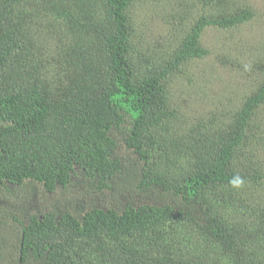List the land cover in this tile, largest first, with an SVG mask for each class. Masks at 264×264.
Instances as JSON below:
<instances>
[{
  "label": "trees",
  "instance_id": "16d2710c",
  "mask_svg": "<svg viewBox=\"0 0 264 264\" xmlns=\"http://www.w3.org/2000/svg\"><path fill=\"white\" fill-rule=\"evenodd\" d=\"M143 1L0 0V264H264V52L219 119L190 123L167 89L206 27L254 13L190 0L207 13L152 61Z\"/></svg>",
  "mask_w": 264,
  "mask_h": 264
},
{
  "label": "rangeland",
  "instance_id": "374dc122",
  "mask_svg": "<svg viewBox=\"0 0 264 264\" xmlns=\"http://www.w3.org/2000/svg\"><path fill=\"white\" fill-rule=\"evenodd\" d=\"M240 1L252 10L253 18L232 30L206 27L200 44L208 49L209 55L188 61L167 80L171 106L179 108L190 123L207 121L215 113L221 112V109L224 108L225 112L226 108L238 105L236 103L263 77L251 64L254 57H261L264 52V0ZM189 2L190 0H147L136 3L131 9L132 22L143 40L139 46H142V50L152 61L164 60V54L169 56L185 29L200 15L207 13L200 5L190 8ZM185 5L188 6L189 13H181L185 11ZM181 14L186 16L182 22L179 20ZM163 16L167 18L164 19ZM228 57L243 66L222 64ZM248 67L252 69L249 70ZM256 192L262 195L264 189ZM42 196L47 198V195L38 190L36 198L28 202L21 195H15L14 199L22 209L24 207L21 204L27 206L29 203L30 207L42 208ZM73 201L75 209L81 207V201Z\"/></svg>",
  "mask_w": 264,
  "mask_h": 264
}]
</instances>
